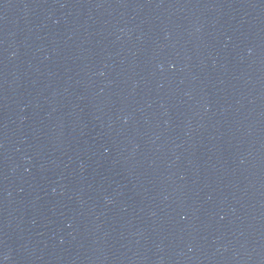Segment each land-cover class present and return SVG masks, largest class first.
<instances>
[{"label":"water","instance_id":"95a60500","mask_svg":"<svg viewBox=\"0 0 264 264\" xmlns=\"http://www.w3.org/2000/svg\"><path fill=\"white\" fill-rule=\"evenodd\" d=\"M0 264H264V0H0Z\"/></svg>","mask_w":264,"mask_h":264}]
</instances>
